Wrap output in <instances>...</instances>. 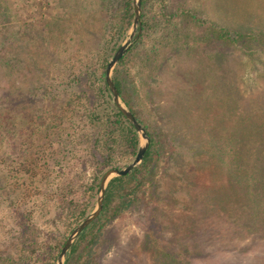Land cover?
<instances>
[{
    "label": "rangeland",
    "instance_id": "374dc122",
    "mask_svg": "<svg viewBox=\"0 0 264 264\" xmlns=\"http://www.w3.org/2000/svg\"><path fill=\"white\" fill-rule=\"evenodd\" d=\"M0 2L3 7L9 8L10 16L6 22H9L13 30L17 26L23 29L34 28L39 32L52 30L54 35L51 41L44 42L47 39L43 35V40L39 42L43 51V64L46 65V80L41 84L47 82L56 89L60 84L76 86L90 94L93 101L100 78L105 72V65H108L131 30L133 19L126 25L124 37L119 38L118 23L123 14L122 0ZM164 2L161 5L160 0L150 1L147 9L150 38L144 42L145 45L142 44L141 50L131 54L132 74L129 81H133L132 103L143 117H155L160 125L169 126L167 128L171 132L181 131L182 135L183 128H173L174 124H179L174 121L176 115L168 123L158 118V112L163 110L172 113L177 107L180 109L177 104L181 97L178 95L184 91V85L190 82H193L192 87L196 93L203 91L205 99H211L213 88L217 85L221 89V99H211L204 103L216 115L225 117L222 123L229 125L231 121L225 105H229L232 95L231 85L226 84L230 79L238 83L244 95L248 94L245 99L252 97L258 101L259 98H264V0ZM184 11L197 15L200 24L188 22L183 15ZM1 20L3 21V17ZM212 25L249 33L253 37L244 38L240 43L234 44L196 42L195 38H200ZM26 38L20 34L18 41L24 45ZM35 43H32V49H37L34 47ZM25 48L32 52L29 46ZM90 72H94V75L89 80ZM31 78L33 76L27 73L25 81L29 82ZM69 91L73 92L71 89ZM224 92L229 95L228 102L224 100ZM29 93L32 92L25 93L24 89L17 92L24 98L20 107L27 117L29 114L37 116L38 122L32 127L25 126L17 130L16 138L10 134L3 152L4 162L1 164L3 168L0 174L4 177L6 188L5 192L0 193V264H47V257L39 250L34 255L28 254L24 259L18 256L25 241L21 225H24L23 222L31 224L32 232L27 236L26 244L38 242V247H48L59 240L67 239L76 225L84 219L79 221L78 214H75L77 208L72 200L64 199L63 189L69 183H73L70 189L76 191L74 198L89 205L90 210L96 206L97 197L89 189L96 164L85 150V138L82 136L88 125L83 119L73 121L71 116V110L74 113L79 110L78 115L82 114V108L88 105L87 97L80 96L83 93L78 95L74 92L60 95L52 92L47 97L40 92V96L30 100L25 98ZM57 114H62L63 124L59 130L56 128V119L50 117H56ZM193 124L200 125V122L193 117ZM205 124L206 127L209 126L208 120ZM181 156L182 160L172 165L175 166L173 171L180 172L184 167L182 165L187 164L183 161L186 157L183 154ZM134 158L127 160L124 157L120 161L121 168ZM27 159H32L30 162L33 166L25 164ZM55 164L58 165L57 168L54 167ZM187 168L192 172L189 166ZM56 175L62 180L59 191L52 182ZM161 176L162 189H168L173 176L164 173ZM175 178L180 181L178 185L181 190L172 197L170 193H166L169 198L164 205L166 214L174 208V215L183 217L187 212L194 218V212L189 210L192 205L187 192H192L193 187L188 181L183 182L182 177ZM172 199L175 200L172 202ZM147 215L145 206H136L111 225L105 240L97 249V259L103 264H150L149 258H146L148 256L139 251ZM168 217L175 218L172 215ZM235 229L231 221L221 222L212 230L217 238L208 239L205 244L199 242L200 233L181 236L183 241L199 242L194 250L192 264H264V237L260 236L262 234L255 230L252 233L247 230L246 233H234ZM169 233L173 235V232ZM132 257H136V260Z\"/></svg>",
    "mask_w": 264,
    "mask_h": 264
},
{
    "label": "trees",
    "instance_id": "16d2710c",
    "mask_svg": "<svg viewBox=\"0 0 264 264\" xmlns=\"http://www.w3.org/2000/svg\"><path fill=\"white\" fill-rule=\"evenodd\" d=\"M150 1L142 0L141 3L142 33L119 60L113 71V82L123 101L145 128L150 138V145L142 162L130 173L110 180L102 211L73 242L64 264H103L97 259L96 254L101 242L109 233V227L128 211L140 205L145 206L148 215L139 251L148 256L146 258H149L150 264H192L194 250L198 247L197 243L205 244L208 239H216L217 237L212 233L213 228L226 220L231 221L235 226L234 233H243L245 230L252 233L255 230L264 237V98H259L258 101L252 97L245 99L248 94L244 95L238 83L230 79L226 84L231 85L232 95L230 98L226 92L223 95L226 102L229 98V105L225 106L231 123L226 125L222 123L225 117L221 114L216 115L212 108L204 103L210 102L211 99H221V89L215 85L211 99L207 98L209 99L207 100L204 98L203 91L195 92V88L192 87L193 82L190 84L184 82L186 87L178 95L181 100L177 106L181 108L177 107L172 113L160 110L157 114L158 118L168 123L176 115L177 118L174 121H178L179 124H176L177 126L174 124L173 128H183L182 135L181 131L171 132L167 128L169 126L160 125L155 117H143L132 103L133 81H129L132 74L131 54L141 50L142 44L145 45L144 42L148 40V37L150 38L148 34L150 22L147 15ZM160 1L161 5L165 4L164 0ZM122 6V19L118 23L120 39L124 37L126 25L134 16L133 0H122ZM183 15L188 22L200 24V18L193 12L184 11ZM9 16V8L3 7L0 2V18L3 17V21H0V171L3 168L1 164L4 162V147L10 134L16 138L17 130L25 126L32 127L38 122L37 116L29 114L27 117L28 115L23 114L20 104L24 98L17 94L19 90L24 89L25 93L32 92L25 97L30 100H34L37 95L40 96V92L47 97L53 93L59 95L83 93L80 96L87 97L88 105L82 108L81 115H78L79 110H76V113L71 110L73 112L71 116L73 121L83 119L88 125L82 136L85 138L83 139L85 150L96 164L92 173V183L89 185L92 195L96 198L104 173L111 168H121L120 161L124 157L127 160L136 157L141 142L137 129L113 100V94L105 77L107 65L93 101L90 99V94L84 93L76 86L60 84L56 89L47 82L41 84L46 80L44 70L46 65L43 64V51L39 47V42L43 40V35L47 39H44V42L51 41L54 34L51 29L47 32H39L34 28L23 29L17 26L16 30H13L9 22H6ZM20 34L27 37L24 45L18 41ZM251 36L249 33L212 25L210 30L195 40L196 42L216 41L234 44ZM34 41L36 42L34 47L37 49H32ZM26 46H29L32 52L26 49ZM27 73L33 76L29 82L25 81ZM92 75L94 72L89 73V80ZM150 92L153 93L152 90ZM159 105H161L160 102ZM159 108L162 107L159 106ZM50 117L56 119L58 122L56 128L59 130L63 124L62 114ZM193 117L199 120L200 125L193 124ZM206 120L209 122L208 127L205 126ZM45 129L47 130L48 126ZM181 154L186 157L187 160L183 161L187 164L182 165L184 167L180 172L173 171L175 166L172 165L182 160ZM30 161L32 159H27L25 164L31 166L33 163ZM187 166L192 172L188 171ZM54 167L57 168L58 165L55 164ZM163 173L173 176L170 187L165 190L162 189L161 182ZM175 176L182 177L183 182L188 181L193 187L192 192L189 190L187 192L190 194L188 200L192 205L189 210L194 212V218H191L187 212L183 217H178L179 214H173L174 208L166 214L164 205L166 200H169L166 193H170L172 197L181 190L178 185L180 181ZM3 180L4 177L0 174V193L5 192L6 188ZM52 182L59 191L61 178L56 175ZM70 187H73V183L66 185L63 196L65 200H72L77 208L75 210V214H78L77 219L81 221L92 210L89 209V205H84L79 199L74 198L76 191ZM174 200L172 199V202ZM195 205L196 208H193ZM170 215L175 218L169 219ZM23 224L21 227H23L22 234L25 241L18 256L24 259L28 254L34 255L39 250L47 257V264H55L66 239L59 240L53 246H48L49 248L43 245L38 247L40 244L38 242L26 244L27 236L32 229L28 222ZM169 232H173V235ZM190 233H200V241H183L182 237ZM132 258L136 260V257Z\"/></svg>",
    "mask_w": 264,
    "mask_h": 264
},
{
    "label": "water",
    "instance_id": "95a60500",
    "mask_svg": "<svg viewBox=\"0 0 264 264\" xmlns=\"http://www.w3.org/2000/svg\"><path fill=\"white\" fill-rule=\"evenodd\" d=\"M141 3L142 0H133L134 16H133L131 30L125 41L121 44V46L118 48L112 59L109 61L105 72L106 82L110 91L113 94V100L115 104L123 113V115L134 125V127L137 129L139 133L141 139L140 147L134 160L130 162L128 165H126L124 168H111L104 173L97 192L95 208L72 230L70 235L67 237L60 253L58 254L55 264H64L67 252L69 251L73 242L82 232V230L86 228L92 221H94L99 216L103 208L104 197L110 180L113 179L114 177H120L130 173L136 166H138L142 162L143 156L150 145V138L145 128L139 123V121L133 115L129 107L125 104L113 82V71L117 63L128 52V50L132 47L134 42L140 36Z\"/></svg>",
    "mask_w": 264,
    "mask_h": 264
}]
</instances>
